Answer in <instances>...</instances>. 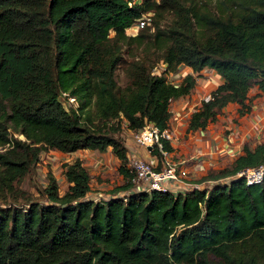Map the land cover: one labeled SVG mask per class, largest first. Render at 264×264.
<instances>
[{
    "label": "trees",
    "instance_id": "1",
    "mask_svg": "<svg viewBox=\"0 0 264 264\" xmlns=\"http://www.w3.org/2000/svg\"><path fill=\"white\" fill-rule=\"evenodd\" d=\"M147 13L149 24L127 35ZM0 62V264H264V178L207 183L263 165V143L196 180L201 189L115 197L133 177L121 124L169 128L170 102L196 85L191 74L169 83L153 73L158 62L165 72L210 69L221 79L187 131H204L228 104L239 103L242 116L251 83L264 92V0H0ZM108 147L124 179L114 197L86 199L90 178L79 160L65 166L63 195L51 175L45 202L18 186L43 152Z\"/></svg>",
    "mask_w": 264,
    "mask_h": 264
},
{
    "label": "crops",
    "instance_id": "2",
    "mask_svg": "<svg viewBox=\"0 0 264 264\" xmlns=\"http://www.w3.org/2000/svg\"><path fill=\"white\" fill-rule=\"evenodd\" d=\"M135 2L141 3L142 0H136ZM188 74H191L195 77L196 85L194 89L188 96L173 100L169 104V110L171 112L169 128L175 131V134H173L174 139L170 142L172 151L170 152L169 157L171 161L178 165L177 167L179 169L184 170L189 174L190 179L193 183H196V180L207 175L210 171H212V169H214L216 165H218L216 167L220 166V163L214 162V160L216 159L213 158H218L222 162L223 160L229 159L230 156H236L237 154L241 153L240 145L247 142L244 140V137H246L245 135H247L248 133L250 134L251 130H255L256 118H258L259 116L264 117V92H260L257 90V88H254L255 93L259 92L258 95L256 94V98H258L256 100H262V102L259 101L258 103H256V100H254L250 114L244 117L245 120L242 121L240 132L237 131L239 133L240 141L238 140V138L235 139L233 130L234 128L236 129V126H234L233 124L229 125L228 128L233 129V132L229 131L228 134H225L224 129L228 128H223V126H220V123H217V120L213 123L208 124L204 131H187V120L189 115L193 112V106L200 103L206 94H209L221 83L220 77L210 69H203L199 73H193L190 68L181 66L180 70L178 71L177 77L179 78V76H181V78L183 79V77ZM173 84L176 83L173 82ZM261 94H263L262 97ZM229 105L232 104H228L226 107L222 108L221 111L225 113L224 111L229 108ZM186 114H188L187 117ZM245 125L246 127H244ZM127 131H129V135L124 140V146L127 150L128 159L132 157L140 158L148 161L149 163H152L154 165V168L160 169L163 165L161 158L153 154L149 149L136 144L131 137V130L127 129ZM260 142L261 141L258 140L247 142V145L249 148H253L257 143ZM107 149H110L111 151L110 147H108ZM107 149L101 152L97 150H78L74 153H62L54 151V154L56 156L60 155V157H63L64 155H73L75 158H78V155L81 154L85 157L94 156L95 158H98V155L101 153L105 154V151H108ZM222 149L226 150L223 151ZM115 159L117 158L115 157ZM117 161L119 160L117 159ZM121 178L122 182L124 183V179L122 176ZM89 185L90 192L88 193V195H93L91 193L92 182H90ZM96 185L97 183L95 184V186ZM170 191L173 193L177 192L173 188H170ZM120 195H124V192L120 193L119 196Z\"/></svg>",
    "mask_w": 264,
    "mask_h": 264
},
{
    "label": "rangeland",
    "instance_id": "3",
    "mask_svg": "<svg viewBox=\"0 0 264 264\" xmlns=\"http://www.w3.org/2000/svg\"><path fill=\"white\" fill-rule=\"evenodd\" d=\"M133 1L135 2L136 0H133ZM169 21H170V16L165 15L163 19L161 20V24L168 23ZM150 31L152 30L150 29ZM146 53H147L148 58H152V55L158 54V53H155L154 51H149V53L148 52ZM127 59L130 60V58H127ZM1 65L2 64L0 62V73H2V70L4 71L5 69L4 65L3 66ZM177 78H178L177 75H175L174 78H172V80L174 81V83L179 84L182 78L181 76H179L178 79ZM115 79L117 81V84L121 87H124L127 84V77L125 74L124 66L118 67V69L115 72ZM168 82L170 81L168 80ZM254 88H256V85L254 83H251L250 89L248 90V93H247V98L249 100L245 102V105L248 107L249 110L247 112H244L242 116H236L237 110L241 108V105L239 103H233L232 105H229V108H227L224 111L225 113H223L221 110L217 112L218 116H216L217 117L216 120H217V123H220V126H223V128H228L229 125H232V124L236 126V129L234 128V130L231 128L230 129L228 128L229 130L224 129L225 134H228L229 131L233 130L235 139L238 138L239 141H240V138H239L238 132H240V126H242V121L245 120L244 117L246 115L250 114L254 100L258 99L256 98V94L258 95L259 92L255 93ZM262 95L263 94H261V97ZM60 101L66 108L74 106L73 105L74 103H70L68 101V98L64 96L60 98ZM259 101L262 102V100H256V103H258ZM201 103H202V100L197 105H194L193 111L199 108ZM243 108L244 107H242V109ZM187 115L188 114H186V117ZM228 115H231V116H228ZM255 124H256L255 130L250 131L251 135L249 133L245 135L246 137H244V140L247 142L258 140V141H261L260 143L264 144V117L259 116L258 118H256ZM121 127H122V131L120 134V138L124 141L128 137L129 131H127L126 129V124L122 123ZM244 127H246V125ZM171 131L173 132V134H175L174 130L171 129ZM20 137L23 139L21 135ZM247 142L242 143L240 145L241 153H242V148L244 146L248 147ZM260 143H257V144H260ZM107 150L108 151H105L106 152L105 154L104 153L99 154L98 158H95L94 156L85 157V156H82L81 154L78 155V158L77 157L75 158L73 155H64L63 157H60V155L56 156L54 154V150L50 152L49 151L43 152L38 162L35 164L33 171H31L24 179H22L19 182L18 186L26 194V196L30 195L31 198L36 199L39 202H45L44 198L41 197L40 192H41V189H43V187L47 186L48 177L49 175H51L53 178H55L57 182L59 194L63 195L68 190V186H69V184L66 182L64 175H63L65 166L70 163H73L75 160H79L82 163L83 167L88 171L89 178L91 180L90 182H92L91 193L93 195H87L86 199H94V201L108 199L110 196L113 195L111 191L114 190V188H116L117 186H121L123 182H122L121 176L119 175L117 171L120 161H117V159H115L110 149H107ZM225 150L226 149H224L223 151ZM238 155L239 154H237L236 156H232V157L228 156L229 159L223 160L222 162L218 158H213V159H216L214 160V162L220 163V166L216 167L218 166L216 165L214 169L210 171L212 172L211 174H217L219 171L229 168L232 165V162L235 160V158ZM96 183L97 185L95 186ZM200 187H203V186L201 185Z\"/></svg>",
    "mask_w": 264,
    "mask_h": 264
},
{
    "label": "built area",
    "instance_id": "4",
    "mask_svg": "<svg viewBox=\"0 0 264 264\" xmlns=\"http://www.w3.org/2000/svg\"><path fill=\"white\" fill-rule=\"evenodd\" d=\"M128 1L130 5L135 3L133 0ZM149 15V13L142 15V17L136 20L130 27L126 28V34L135 35L146 23L149 24ZM133 27H135V31L131 30ZM165 71L166 66L162 62L158 63L153 68V73L157 75L165 74L167 81L169 80V83H173L174 81L172 78H174L175 75H178V73ZM210 98V94H206L202 101L207 102ZM68 101L70 103H74L73 98L68 97ZM131 137L136 144L147 149L150 148V151L153 149V146L157 147L159 154L161 155L160 158L163 165L160 169H156L152 163L143 159L134 157L128 159L127 167L130 173L133 174V177L130 180L132 187L130 190L124 192V195L150 191L165 192L170 191V188H173L175 191L186 192L192 189H201V185L204 187L205 183H193L189 174L176 167L178 165L170 160V153L164 149L163 145V142H168L170 144V142L174 139L173 132L170 128L159 131L150 123H144L139 130L131 131ZM7 146L8 144L6 147ZM238 178H243L246 186L261 183L264 178V164L258 167L245 168L237 172L234 176L222 178L217 181H209L207 183L211 186L217 183H227L230 180ZM119 194L120 193H118L115 197L119 196Z\"/></svg>",
    "mask_w": 264,
    "mask_h": 264
},
{
    "label": "bare ground",
    "instance_id": "5",
    "mask_svg": "<svg viewBox=\"0 0 264 264\" xmlns=\"http://www.w3.org/2000/svg\"><path fill=\"white\" fill-rule=\"evenodd\" d=\"M131 30L135 31V27H133Z\"/></svg>",
    "mask_w": 264,
    "mask_h": 264
},
{
    "label": "clouds",
    "instance_id": "6",
    "mask_svg": "<svg viewBox=\"0 0 264 264\" xmlns=\"http://www.w3.org/2000/svg\"><path fill=\"white\" fill-rule=\"evenodd\" d=\"M126 33V32H125Z\"/></svg>",
    "mask_w": 264,
    "mask_h": 264
},
{
    "label": "water",
    "instance_id": "7",
    "mask_svg": "<svg viewBox=\"0 0 264 264\" xmlns=\"http://www.w3.org/2000/svg\"><path fill=\"white\" fill-rule=\"evenodd\" d=\"M150 149V148H149Z\"/></svg>",
    "mask_w": 264,
    "mask_h": 264
}]
</instances>
